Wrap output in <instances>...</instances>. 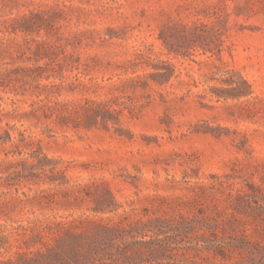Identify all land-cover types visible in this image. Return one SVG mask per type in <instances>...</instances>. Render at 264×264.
Returning <instances> with one entry per match:
<instances>
[{
	"label": "rangeland",
	"instance_id": "1",
	"mask_svg": "<svg viewBox=\"0 0 264 264\" xmlns=\"http://www.w3.org/2000/svg\"><path fill=\"white\" fill-rule=\"evenodd\" d=\"M120 216L164 264H264V0H0V262L20 227Z\"/></svg>",
	"mask_w": 264,
	"mask_h": 264
},
{
	"label": "trees",
	"instance_id": "2",
	"mask_svg": "<svg viewBox=\"0 0 264 264\" xmlns=\"http://www.w3.org/2000/svg\"><path fill=\"white\" fill-rule=\"evenodd\" d=\"M80 109L87 121L97 123L100 116L102 124H106L105 116L118 111L107 103H93ZM93 199V212H110L111 195L108 194L106 202L98 197ZM162 222L176 231L187 223L176 218ZM151 223L130 216L117 221L53 218L39 225L20 227L15 235L18 243L15 257L0 264H164L169 256H174L158 235L147 236ZM196 235H202L201 229L196 230Z\"/></svg>",
	"mask_w": 264,
	"mask_h": 264
}]
</instances>
